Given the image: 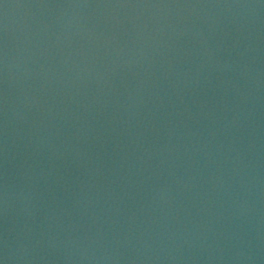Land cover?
Wrapping results in <instances>:
<instances>
[{
    "label": "water",
    "instance_id": "water-1",
    "mask_svg": "<svg viewBox=\"0 0 264 264\" xmlns=\"http://www.w3.org/2000/svg\"><path fill=\"white\" fill-rule=\"evenodd\" d=\"M0 264H264V0H0Z\"/></svg>",
    "mask_w": 264,
    "mask_h": 264
}]
</instances>
